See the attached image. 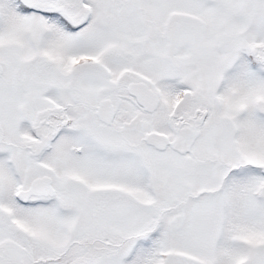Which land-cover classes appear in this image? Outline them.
<instances>
[{"label": "flooded vegetation", "instance_id": "af4514ba", "mask_svg": "<svg viewBox=\"0 0 264 264\" xmlns=\"http://www.w3.org/2000/svg\"><path fill=\"white\" fill-rule=\"evenodd\" d=\"M141 1L0 0V16L6 14L5 8L10 9L33 28L34 34L26 36V42L32 37L34 43L25 47L31 49L28 58L25 54L19 62H0V214L4 217L3 221L0 218V241L36 240L32 247L23 243L20 248L2 247L12 256L23 255L27 264H80L104 254L107 240L131 241L139 229L134 223L135 231H121L124 222L120 216L129 212H123L119 202L126 201L124 208L128 209L139 205L149 208L167 198L153 190L156 165H167L155 161L165 155L175 165L182 161L208 165L193 180H181L178 198L161 205L167 211L176 203L183 207L197 201L207 204L227 184L254 187L250 194L256 198H260L258 190L264 189L262 165L235 153H229L233 158L226 161L209 146L213 144L216 150L222 142L230 141L237 121L250 123V111L260 117L264 113L260 99H253L247 110L242 91L235 90L237 85L244 87L241 75L246 69L264 76V41L249 39L238 55L231 44L223 46L216 32L205 30L206 25L191 14L185 17L168 11L156 21L151 8L154 3ZM204 4L209 0H200L201 8ZM181 5L197 10L187 0ZM244 10L249 14L250 9ZM226 16L230 21L237 15L227 12ZM258 17L251 16L252 35L264 31ZM248 24H236L229 33L247 34ZM153 32L158 34L154 37L158 45H153ZM58 36L67 41L56 42ZM205 36L216 41H206ZM70 40L76 44L71 46ZM206 42L215 43V48L210 50L214 45ZM201 45L210 50L204 57L199 56ZM176 56L183 62H176ZM144 63L149 67L147 72L138 67ZM158 71L165 77L162 93L156 84L144 82L148 76L153 82L152 75ZM135 83L146 85L133 91L142 93L144 103L130 93V85ZM167 86L173 90L169 101ZM235 93L237 115L229 113ZM208 95L211 103L205 100ZM216 124L229 128L230 139L213 133ZM5 127L14 130L7 132ZM140 129H145L141 135ZM150 133L156 134L151 140H160L163 148L148 144L145 136ZM78 138L82 140H75ZM60 140L69 155H83L87 149L88 156L82 166L73 163L67 167L64 161L58 162L60 174L56 175L43 163L50 164L49 155ZM92 151H99L98 160ZM7 178L12 179L10 199L5 197L3 181ZM74 183L80 187L75 188ZM136 187L141 190L135 191ZM80 191L86 199L80 198ZM142 191L148 192L144 198L140 197ZM41 206L65 209L64 218L71 230L59 238L51 237L53 233L32 234L13 214ZM5 207L12 208L10 215ZM110 208L117 209L119 220L111 225L106 221ZM215 208L210 206L213 212ZM153 214L151 211L147 220L148 229L155 223ZM180 220V224L185 222L183 215ZM216 226L213 218L207 226L198 223L196 242L179 251L178 264H264V247L216 248ZM183 234L186 238L189 233ZM42 242L51 248L46 249Z\"/></svg>", "mask_w": 264, "mask_h": 264}, {"label": "rangeland", "instance_id": "374dc122", "mask_svg": "<svg viewBox=\"0 0 264 264\" xmlns=\"http://www.w3.org/2000/svg\"><path fill=\"white\" fill-rule=\"evenodd\" d=\"M181 1L182 0H148V3H154V5H151V8L153 12L152 16L156 21L159 20L163 13L168 11L185 17L191 14L194 19L201 21L202 24L206 25L205 30L216 32V35L220 38L221 42H223V46L227 47L231 44L234 47L235 54L238 55H241V51L249 42V39L250 41H264V31H261L257 35H252L254 23L251 21V16L256 14L257 17L259 16L258 20L264 23V0H209V4H204L202 8L200 0H187L189 5L197 8V10H189L188 8H185V6L181 5ZM244 9H250V11H248L249 14H247ZM4 11L6 14L0 16V62L4 65H8L6 64L7 62L13 63L22 61L23 55L25 54L27 58L30 56L31 49L27 47L26 50L25 47L34 46V43L32 42L34 34L31 32L33 28H31L29 24H25L22 18L8 8H5ZM227 12L237 16L229 21L226 16ZM3 21L6 22L3 23ZM245 23H249L247 31L248 35L242 33H229L236 24ZM2 29L6 31L7 35L4 34ZM29 33H31L32 37H29L30 40L27 37L26 42V36ZM153 34V45H158L157 40L154 39L158 34L155 32H153ZM249 35L252 36L250 37ZM204 38L206 41H216L212 36H205ZM66 41V39L61 38L60 36H58V40H56V42L59 43H65ZM70 41L71 46L76 44L75 40ZM27 43H31V45H27ZM206 43L212 45L215 44L211 42ZM214 48L215 45L212 46L210 50ZM36 50L37 48L35 47L34 52ZM210 50H206L203 45L199 46V56L204 57L205 53ZM176 62L182 63L183 60L180 56H176ZM31 67L34 68V65ZM138 67L144 72H147L149 69L146 63L138 64ZM255 72H257L255 69H246L242 74L245 75V77L243 78L241 75L244 87L240 85L235 86L236 92H239L240 90L242 91L247 110H250V105H252L253 99L255 98L260 99L264 107V76L258 77V74ZM163 74L162 71H158L152 75V78L154 79L153 82L150 80L149 76L144 78V82L151 85L152 83L156 84L157 90L162 93L165 89V77ZM237 94L238 93H235L231 100L232 108L231 111H229V113H234V115H237L235 108L239 102ZM165 95L168 101L172 98L173 90L171 86L166 87ZM239 96V100H241V94ZM205 100L211 103V96L208 95ZM248 115L250 123L246 121H237V129L234 130V136L230 141L222 142L216 150L213 144H209V146L215 151L216 155V151L218 150L219 156L226 157V161H230V157L233 158L229 153H235L236 156L238 155L239 157L250 159V162L256 164V166H264V113H262L260 117L254 115V113L250 111ZM215 127L216 130L213 129L214 134L222 136L228 135L227 138L230 139V130L228 127H221L220 124H216ZM5 130L10 132V130L13 131L14 128L5 127ZM144 130L145 129H140L139 135H141ZM43 131H45V129ZM75 140L80 142L82 139L78 138ZM141 148L142 147L140 146L139 152H141ZM91 154L95 155L94 158L96 160L99 159V151H92ZM87 156V149L83 155H69L63 140H60L55 144L54 151L49 155V157H51L50 164L44 162L43 167L47 169V171H52L56 175H59L60 171H57L56 168L58 162L64 161L67 167L73 163L76 164V166H82L85 162V157ZM167 157L171 158L170 156L165 155L155 161L156 163L159 161L160 163L167 165H156L158 171H155V181L153 186L155 195L157 194L158 196H164L167 198L157 201V203L149 208H144L139 205L138 208L129 207L132 209H128L124 208L126 201L123 200L122 203L119 202L123 205V212H129L127 215L123 213L120 216V219L124 222L121 226V231H135L134 223H137L139 229L138 232L140 234L137 233L131 241H120V239L117 238L107 240L108 243L104 246V254L93 256L86 261L81 260L80 264H178L180 262L177 256L179 251L187 248L189 243L191 246L196 242L195 237L197 236L198 223L207 226V221L211 220V218L218 222L216 233L219 235L216 248L264 247V189L263 191L258 190L260 198H256L254 195L250 194L251 189L254 187H248L243 183L227 184L218 191L217 195H214L212 200L208 199L207 204H201V201H197L189 204L187 207H185V204L183 207L176 203V205L172 206V208L167 211L164 207H161V205L164 204L163 201L165 200L178 198L177 186L181 183V180L185 178L189 182L190 180H193L195 174L204 171L208 167V165H194L191 163L189 165L186 161H182L180 165H175L167 161ZM23 159L25 161L28 160L27 156H23ZM217 166L218 165H214L212 167ZM55 174H52V176L56 177ZM252 179V175L247 178L248 184L252 182ZM11 181L12 179L8 180V178L3 181L6 183L4 187L6 189L5 197L8 199H10L9 187ZM105 182L106 178L104 176V183ZM79 185L80 184L74 183L75 188L80 187ZM2 188L3 187H0V190ZM140 188L141 187H136L135 191H140ZM109 190L116 191L113 189ZM147 193L148 192L143 193V191L140 192V197L144 198ZM78 194L81 196V199H86L82 191L78 192ZM1 196L2 192H0V198ZM6 203L9 207H12L10 202ZM210 206L216 207L214 209L215 212H213V209H210ZM5 208L8 215H10L12 208ZM116 210V208H110L106 211V221L109 222V225L114 222H119L115 214ZM151 211H154L153 215L155 223L151 225L150 229H148L147 220L149 219ZM133 212H136L137 216L134 215ZM13 214L16 216V220L20 223H25L29 232L32 234L38 235L42 232L53 233L51 237L59 238L69 232L72 228L70 225H67V219L64 218L67 214L65 209L41 206L37 209L15 210ZM182 215L185 218V222L180 224V217ZM203 215H205V218H200ZM85 217H87L86 214ZM0 218L2 221L4 220L2 214H0ZM125 218L126 221H124ZM175 220L178 224L174 222ZM4 233L7 235V232L4 231ZM186 233L189 234L186 238H183L182 234L184 236ZM205 239L206 237H204L203 242ZM21 243L29 244L28 246L32 247L36 244V240L10 239L9 241H0V264L29 263L23 260V255L12 256L13 253H5L2 249L3 245H6L7 248H20L25 246ZM42 244L46 249L51 248V245L48 242L47 245H45L44 242H42ZM112 244H115L119 248L117 249V247L112 246ZM12 258H16L17 260Z\"/></svg>", "mask_w": 264, "mask_h": 264}, {"label": "water", "instance_id": "95a60500", "mask_svg": "<svg viewBox=\"0 0 264 264\" xmlns=\"http://www.w3.org/2000/svg\"><path fill=\"white\" fill-rule=\"evenodd\" d=\"M150 134H148L147 136H146V140L148 141V142H150V143H152V144H155L156 142L155 141H152L151 139H150ZM263 169V171H264V167L262 168Z\"/></svg>", "mask_w": 264, "mask_h": 264}]
</instances>
